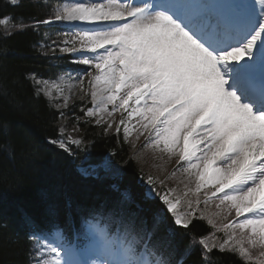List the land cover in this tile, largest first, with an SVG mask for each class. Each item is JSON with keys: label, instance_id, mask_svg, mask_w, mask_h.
Masks as SVG:
<instances>
[{"label": "snow or ice", "instance_id": "1", "mask_svg": "<svg viewBox=\"0 0 264 264\" xmlns=\"http://www.w3.org/2000/svg\"><path fill=\"white\" fill-rule=\"evenodd\" d=\"M41 3L44 18L0 17V38L44 29L46 57L70 56L85 66L75 76L26 77L32 99L54 112L59 135L49 142L87 153V128L85 136L72 133L95 124L121 151L127 145L130 159L151 153L162 175L141 169L140 182L162 207L151 229L138 228L135 214L126 216L121 206L90 211L73 238L58 226L32 232L34 264H174L173 229L154 241L169 217L184 234L199 223L210 227L186 248L199 246L201 264H225L221 257L264 264V0ZM54 25L67 27L53 32ZM0 89L7 94L3 83ZM75 101L82 115L69 132ZM118 154L81 171L118 176Z\"/></svg>", "mask_w": 264, "mask_h": 264}, {"label": "trees", "instance_id": "2", "mask_svg": "<svg viewBox=\"0 0 264 264\" xmlns=\"http://www.w3.org/2000/svg\"><path fill=\"white\" fill-rule=\"evenodd\" d=\"M46 11L41 0H19L16 6L0 0V17L12 16L14 22L20 17L25 23L33 17L44 18ZM55 31L58 30L54 25ZM43 33L44 29L37 32L29 28L6 40L0 38V83L7 89V94L0 89V264H34L30 233L48 232L58 226L71 238L80 229L82 218L92 210L108 214L122 206L126 216L135 214L138 228L151 229L152 218L162 207L158 199L146 196L145 186L140 182V170L146 172L141 161L130 159L132 152L128 146L123 145L121 151L115 137L102 135V129L95 124L79 126V136H85L87 128L85 139L90 142L87 153L76 146L65 151L49 142L59 135L54 128V112L46 103L32 99L31 84L26 77L35 73L54 78L83 67L72 63L70 56L61 60L46 57L40 48L45 42ZM75 103V112L68 115L69 130L75 123L73 117L82 115L80 101ZM113 151L119 153L112 159L121 170L120 175L100 171L98 177H85L78 170L84 159L86 163L98 164ZM167 228L175 233L173 260L185 256L183 264H201L199 246L192 245L187 251L186 248L193 236L199 238L209 231L206 222L184 234L169 217L154 241L163 237ZM221 259L232 264L230 257Z\"/></svg>", "mask_w": 264, "mask_h": 264}, {"label": "rangeland", "instance_id": "3", "mask_svg": "<svg viewBox=\"0 0 264 264\" xmlns=\"http://www.w3.org/2000/svg\"><path fill=\"white\" fill-rule=\"evenodd\" d=\"M67 26H61V25H58V29H62V28H65ZM73 76H75L76 74L74 73H71ZM62 75V74H60ZM59 76V75H58ZM56 78V77H55ZM47 79V78H46ZM69 132H71V129L69 130ZM73 136H77L79 137V133H72ZM143 142V139H141L140 143ZM75 146V145H73ZM141 161V165L144 166V169L146 170L145 174H152L154 176H159V175H162L161 173L158 172L157 168L155 167V164L158 163V161H155L153 158H152V155L151 153H145L143 158L140 160ZM89 165H79V170L81 171V167H88ZM175 167L174 164H169L168 165V170L169 172H171V170ZM82 172V171H81ZM83 174H85L84 172H82ZM85 175H90V174H85ZM97 175V174H95ZM173 183V186H175V182H171ZM144 185V184H143ZM145 186V185H144ZM148 194V193H147ZM149 196V195H148Z\"/></svg>", "mask_w": 264, "mask_h": 264}, {"label": "bare ground", "instance_id": "4", "mask_svg": "<svg viewBox=\"0 0 264 264\" xmlns=\"http://www.w3.org/2000/svg\"><path fill=\"white\" fill-rule=\"evenodd\" d=\"M24 228H25V230H24L25 232L28 231V229H27V224H26V223H24ZM24 228H23V229H24Z\"/></svg>", "mask_w": 264, "mask_h": 264}]
</instances>
